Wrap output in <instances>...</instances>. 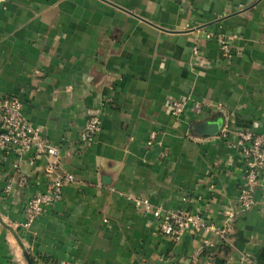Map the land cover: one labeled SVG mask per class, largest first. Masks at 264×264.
<instances>
[{
	"label": "crops",
	"instance_id": "0c3cea01",
	"mask_svg": "<svg viewBox=\"0 0 264 264\" xmlns=\"http://www.w3.org/2000/svg\"><path fill=\"white\" fill-rule=\"evenodd\" d=\"M204 33L235 35L238 54L225 60ZM3 96L23 103L74 182L24 228L26 201L50 180L46 159L29 152L14 171L15 157L0 153V264H27L20 245L32 264H264L261 188L236 218L231 246L208 234L215 246L203 249L191 231L175 241L159 234L125 198L217 226L224 210H238L243 163L232 132H264V0H7ZM182 98L175 117L170 104ZM95 114L100 133L84 145L79 134ZM206 122L222 125L219 134H203ZM151 132L159 145H147Z\"/></svg>",
	"mask_w": 264,
	"mask_h": 264
},
{
	"label": "built area",
	"instance_id": "2783aa9c",
	"mask_svg": "<svg viewBox=\"0 0 264 264\" xmlns=\"http://www.w3.org/2000/svg\"><path fill=\"white\" fill-rule=\"evenodd\" d=\"M7 0H0V7L4 8ZM206 41L214 42L222 56L231 61L238 54L233 41L235 35L223 33H204ZM193 53L197 54L195 47ZM188 98L173 100L170 112L179 117L186 110ZM23 103L15 96L0 97V153L5 160L13 155L15 162L12 169L17 171L18 160L29 152L36 157L46 159L45 171L50 175V180L43 192H36L25 203L23 227L28 228L49 207L60 202L63 197V188L74 182L71 174L62 175L57 171L60 155L59 148L44 137L40 127L33 125L23 113ZM101 117L99 114L91 116L79 134V141L84 145L91 144L100 133ZM225 133H230L226 128ZM234 148L243 163L242 181L238 193V210L226 209L222 213V222L219 226L207 221L200 213H191L186 210H169L151 203L146 198L125 196L135 208L147 214L154 221L159 234L172 241L177 240L182 234L191 231L201 237L203 248H212L215 245L205 238L208 234L217 237L219 246H231L230 234L238 216L247 212L254 206V193L261 188L264 191V132L254 134L248 131H234ZM159 145L158 133L151 132L147 145ZM12 190L11 181L7 180L4 193ZM217 245V246H218Z\"/></svg>",
	"mask_w": 264,
	"mask_h": 264
},
{
	"label": "water",
	"instance_id": "95a60500",
	"mask_svg": "<svg viewBox=\"0 0 264 264\" xmlns=\"http://www.w3.org/2000/svg\"><path fill=\"white\" fill-rule=\"evenodd\" d=\"M213 126V127H211ZM221 127L222 125L219 127L218 129V126L217 125H210V124H207V122L203 125V134H206V135H214V134H219V132L221 131ZM212 128H215V131L212 130ZM210 129V131H209ZM21 249H22V253H23V256L24 258L26 259L27 261V264H32L31 263V260L29 259L25 249L20 245Z\"/></svg>",
	"mask_w": 264,
	"mask_h": 264
},
{
	"label": "trees",
	"instance_id": "16d2710c",
	"mask_svg": "<svg viewBox=\"0 0 264 264\" xmlns=\"http://www.w3.org/2000/svg\"><path fill=\"white\" fill-rule=\"evenodd\" d=\"M203 254H205V255L207 254L205 250L203 251ZM31 263H32V262H31Z\"/></svg>",
	"mask_w": 264,
	"mask_h": 264
}]
</instances>
